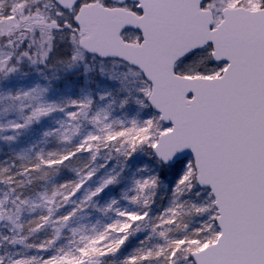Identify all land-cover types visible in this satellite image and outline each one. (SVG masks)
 Masks as SVG:
<instances>
[{
  "label": "snow or ice",
  "instance_id": "1",
  "mask_svg": "<svg viewBox=\"0 0 264 264\" xmlns=\"http://www.w3.org/2000/svg\"><path fill=\"white\" fill-rule=\"evenodd\" d=\"M0 264H264V0H0Z\"/></svg>",
  "mask_w": 264,
  "mask_h": 264
}]
</instances>
